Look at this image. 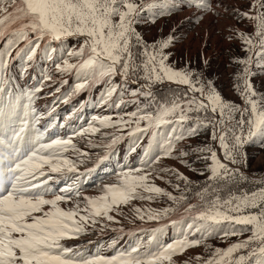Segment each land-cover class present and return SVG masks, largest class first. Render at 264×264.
Instances as JSON below:
<instances>
[{
    "label": "snow or ice",
    "instance_id": "snow-or-ice-1",
    "mask_svg": "<svg viewBox=\"0 0 264 264\" xmlns=\"http://www.w3.org/2000/svg\"><path fill=\"white\" fill-rule=\"evenodd\" d=\"M154 2L0 0V40L8 37L5 48L0 50V70L6 67L7 59L21 41H27L26 47L30 53L28 59L31 60L40 41H60L75 36L81 38L82 43L68 53L69 59L56 67L61 73L75 71L77 77L83 79L84 82L75 85L76 92L89 86V81L95 83L105 77L111 80L117 75L128 81L135 76L137 79L134 82L143 83L132 95L148 97L151 103L155 100L152 91L154 84L176 85L173 94L163 101H157L152 111L148 110L149 105H145L144 108L118 117L116 121L111 117H93V120L99 121L101 126L118 129L134 123L132 132L174 125L172 135L161 146L163 156H172L176 142L186 136L198 135L201 129H211V139L223 149L224 160L211 147L196 149L209 153L205 159L211 160L207 169L211 173L208 177L210 183L198 193L203 207L197 209L195 205L189 204L185 209L190 213L195 210V215L191 217L193 223L187 227L190 231L194 229L200 232V238L188 239L185 236L156 251H141L144 246L138 243L112 257L85 256L77 249L66 247L61 241L78 237L88 224L94 226L97 218L114 220L115 217L110 213L118 210L122 204L127 205L136 199L152 200L161 195L172 201L185 199L183 195L177 197L156 185L151 179L153 173H157V178L164 179L158 176V172L171 171L186 184L190 181L178 170L155 169L154 165L162 157L160 154L153 156L146 150L140 167L127 168L119 173L116 182L104 184L99 195H84L79 187V177L85 173H80L76 163L65 153L70 148L76 150L77 160L88 154L76 149L71 137L44 143V133L41 132H37L34 139L25 144L23 133L26 123L5 140L3 130L6 113L0 105V264H175L173 256L200 245L207 238L204 232L211 235L216 226L225 222L231 226L221 229L225 237L239 235L248 230L247 226H251L252 235L226 249L216 248L204 264H264V188L251 193L229 194L226 199H221L219 194L209 200L204 199L212 183L217 184L212 191L218 193L221 182L226 184L229 180L235 181L236 176L244 178L239 169L229 165L237 163L240 149L247 141L257 135L264 137V96H257L249 80L251 73L248 65L252 57L237 61L244 65L238 77L243 85L238 84L236 87L246 106L224 100L214 82L204 78L203 73L188 65L178 69L168 63L171 54L166 49L173 42L171 35L149 44L136 31L135 25L142 19L141 13L152 8ZM197 6L204 11L213 10L211 0H197ZM238 15L255 22L252 35L239 33L247 50L250 53L255 51L258 56L264 55V0H252L249 11L238 10ZM30 33L34 34L33 39H30ZM24 50L20 49L21 52ZM72 59L76 62H70ZM117 87L112 85L107 95L110 97ZM236 113H239V119ZM141 121L147 122L145 128H141ZM189 121L190 126L185 128L184 125ZM89 131L97 132L99 129L90 125L77 135ZM120 138L114 136L111 144ZM111 144L107 147H111ZM179 155L187 156L188 153L181 151ZM80 162L83 163V160ZM93 170L87 169L86 172ZM68 173H76V179L54 192L49 185L53 174ZM176 187L179 188V185ZM69 204L71 206H62ZM246 210H249L247 214ZM134 211L140 219L146 215L147 219L153 220L174 209L136 207ZM235 225L244 227L238 231ZM253 242H258V246L250 247ZM241 249H249L247 255H240L233 260V253Z\"/></svg>",
    "mask_w": 264,
    "mask_h": 264
},
{
    "label": "rangeland",
    "instance_id": "rangeland-1",
    "mask_svg": "<svg viewBox=\"0 0 264 264\" xmlns=\"http://www.w3.org/2000/svg\"><path fill=\"white\" fill-rule=\"evenodd\" d=\"M251 2L252 0H211L213 10L209 12L199 8L197 0H155L152 8L141 13L142 19L135 28L149 44L171 35L173 42L166 49L171 54L169 64L178 69L188 65L191 69L203 73L204 78L214 82L216 90L224 100L245 107L244 98L236 87L238 84L243 85V81L238 77L244 65L237 63L238 60L252 57L251 64L248 65L251 73L249 80L257 96H264V55L258 56L255 51L250 53L239 36V33L252 35L255 32V22L238 15V10L249 11ZM29 37L33 39L34 34L30 33ZM7 38L6 36L5 40H0V50L5 48ZM81 43V38L75 36L60 41L42 40L31 60L28 59L30 53L26 47L27 41H21L16 46L11 57L7 59L6 67L0 70V89H3L0 92V105L6 113L3 138L9 139L12 132L18 131L25 123V144L34 139L37 132L44 133V143L71 137L76 149L88 154L80 157V160H84L81 163L77 160L76 150L70 148L65 153L76 163L79 172L85 173L79 177V187L84 195L89 196L99 195L104 184L115 183L117 175L127 168L140 167L141 160L145 158V151L148 150L151 155L160 154L162 157L159 163L154 165L155 169L178 170L190 181L186 184L178 179L174 172L166 171L158 172V176L164 179L157 178V173H153L151 179L155 184L177 197L183 195L186 199L193 196V199L187 203H183L185 199L172 201L162 195L152 200L136 199L127 205H120L118 210L110 213L115 217L114 220L97 218L94 226L88 224L86 230L78 237L63 240L61 243L81 251L85 256L112 257L128 251L138 243L144 246L141 251H156L185 236L188 239H199L201 233L194 229L190 231L187 227L193 223L191 217L195 215V210L190 213L185 209L189 204L195 205L197 209L203 207L198 193L210 183L208 177L211 173L207 169L211 160L205 159L209 153L198 152L196 149L211 147L220 159L224 160L223 149L217 141L211 139V129H201L198 135L186 136L176 142L172 156H163L161 146L167 137L172 135L171 129L174 125L151 127L143 132H132L134 123L122 129L101 126L93 117H111L116 121L118 117L136 111L137 108L149 105L148 110L152 111L156 106L150 103L148 97L132 95L143 83L134 82L137 79L135 76L128 81L119 75L111 80L105 77L95 83L89 81V86L79 92L74 91L75 85L84 82L83 79L78 78L75 71L58 72L56 66L69 59L68 53L77 49ZM20 49L25 50L21 52ZM70 62L76 61L72 59ZM112 85L118 87L109 97L107 90ZM165 86L177 87L168 83H157L153 85L152 91L154 93ZM235 115L239 119V113ZM146 123L141 121V128H145ZM190 124L189 121L184 127L187 128ZM90 125L99 131L77 135ZM114 136L122 138L111 144ZM228 142L231 144V139ZM109 144L111 147H107ZM181 151L187 152L188 155L180 156ZM98 158H101L105 166L100 169L101 173L95 182L83 186L82 183L87 181L89 173L86 172L87 167ZM229 166L239 169L244 178L236 176L235 181L229 180L226 184L221 182V190L218 193L212 191L217 187L216 183H212L208 193L204 194L205 200L216 194H219L221 199H226L229 194L251 193L264 188V137L257 135L247 141L240 149L237 163ZM73 174H53V179L49 181L50 187L56 192L61 190L62 186L72 184L76 179ZM57 175L63 178L58 180V177L55 178ZM176 185H179V188ZM136 207L157 210L171 208L174 211L161 215L159 219L149 220L146 215L144 219H140L134 211ZM247 211L249 210H246L245 214ZM229 227L231 226L225 222L216 226L211 235L204 232L207 238L200 245L187 248L183 253L173 256V261L175 264H204L216 248L226 249L252 235L251 226H247L248 230L242 231L241 234L225 237L221 229ZM234 227L239 231L244 226ZM257 246L258 242L250 245ZM248 251L249 249H241L233 253L232 259L247 255Z\"/></svg>",
    "mask_w": 264,
    "mask_h": 264
},
{
    "label": "bare ground",
    "instance_id": "bare-ground-1",
    "mask_svg": "<svg viewBox=\"0 0 264 264\" xmlns=\"http://www.w3.org/2000/svg\"><path fill=\"white\" fill-rule=\"evenodd\" d=\"M91 155V153H90ZM94 155V154H93ZM82 160V159H81ZM84 161V160H83ZM105 166L104 163L101 161V158H98V159H95L93 164L88 166L87 169H94L93 171L89 172L88 175H87V181H84L82 183V185H86V184H90L91 182H95L96 179H97V176L101 173L100 169ZM60 175V174H59ZM59 175L55 176V178H57L58 180L63 178V177H59ZM74 178H76V173L73 174ZM106 177V176H104ZM94 179V180H93ZM65 186H62V189L64 188Z\"/></svg>",
    "mask_w": 264,
    "mask_h": 264
},
{
    "label": "trees",
    "instance_id": "trees-1",
    "mask_svg": "<svg viewBox=\"0 0 264 264\" xmlns=\"http://www.w3.org/2000/svg\"><path fill=\"white\" fill-rule=\"evenodd\" d=\"M177 87L174 86H167L163 89L157 90L154 92L155 100L152 101V104L156 106L157 101H163L171 96V94L176 90ZM193 196H188L183 203H187L192 201Z\"/></svg>",
    "mask_w": 264,
    "mask_h": 264
},
{
    "label": "water",
    "instance_id": "water-1",
    "mask_svg": "<svg viewBox=\"0 0 264 264\" xmlns=\"http://www.w3.org/2000/svg\"><path fill=\"white\" fill-rule=\"evenodd\" d=\"M166 87V86H165ZM164 88V87H163Z\"/></svg>",
    "mask_w": 264,
    "mask_h": 264
}]
</instances>
